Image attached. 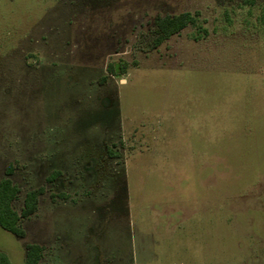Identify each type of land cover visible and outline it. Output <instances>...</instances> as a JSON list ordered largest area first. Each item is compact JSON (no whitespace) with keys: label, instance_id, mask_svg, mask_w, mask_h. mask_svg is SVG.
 Instances as JSON below:
<instances>
[{"label":"rangeland","instance_id":"374dc122","mask_svg":"<svg viewBox=\"0 0 264 264\" xmlns=\"http://www.w3.org/2000/svg\"><path fill=\"white\" fill-rule=\"evenodd\" d=\"M184 12L208 36L134 55ZM9 163L16 211L46 188L25 238L0 228L11 264L33 244L41 264H264V0H0V181Z\"/></svg>","mask_w":264,"mask_h":264},{"label":"trees","instance_id":"16d2710c","mask_svg":"<svg viewBox=\"0 0 264 264\" xmlns=\"http://www.w3.org/2000/svg\"><path fill=\"white\" fill-rule=\"evenodd\" d=\"M206 20L201 18V13L184 12L180 14H158L150 29L146 33H140L133 46L134 55L138 53H151L163 44L169 41L172 37L179 35L185 29L192 27L197 28L202 32V36L196 37L197 40L208 36V30L204 28ZM137 66L138 62L135 61ZM129 63L124 60L111 61L107 64V76L100 80L101 84H105L110 77L122 78L127 74ZM107 153L111 158H117L110 149ZM16 165L9 163L5 168V177L0 181V228L6 232L14 235L17 238L23 239L26 237V232L23 227V222L32 217L39 208L40 198L46 194V188L40 187L31 190L26 194L24 200V207L21 212L16 211L14 203L19 199L21 188L14 183L12 177L16 173ZM62 173L60 171H53L46 178L48 184L55 183ZM60 200H68L67 194H52V200L56 203ZM45 247L37 244L29 245L26 248L25 264H41L45 254ZM0 264H11L8 256L0 253Z\"/></svg>","mask_w":264,"mask_h":264}]
</instances>
